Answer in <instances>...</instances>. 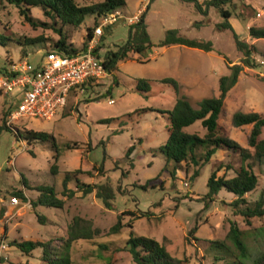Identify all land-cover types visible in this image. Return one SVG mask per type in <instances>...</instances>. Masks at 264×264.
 Returning a JSON list of instances; mask_svg holds the SVG:
<instances>
[{
  "label": "rangeland",
  "instance_id": "374dc122",
  "mask_svg": "<svg viewBox=\"0 0 264 264\" xmlns=\"http://www.w3.org/2000/svg\"><path fill=\"white\" fill-rule=\"evenodd\" d=\"M101 1L75 0L79 6ZM149 1L126 0V5L117 10L130 16L144 7L143 13ZM226 8L232 11L234 22L241 26V31L235 32L238 37L257 48L255 67L245 68L241 73L225 100L219 119L221 133L247 147L251 126L234 127L232 115L236 111L264 112V40H253L247 35L248 25L264 26V0H234L233 6ZM28 15L36 26L27 23L14 5L0 0V34L13 39L8 46L0 45V69L12 61L20 63L26 55L30 63L36 65L40 49H51L57 41L58 35L52 29L54 23L49 16L35 7H28ZM222 21L213 7L206 14L181 0H152L145 23L154 45L164 39L167 30L176 29L189 39L211 41L214 49L210 52L195 50L199 54L191 56L182 48L186 53L179 57H173L175 49L166 47H153L143 56L130 54L127 60L118 63L110 77L84 86L75 94L70 93L65 108L52 120L24 119L14 124L16 131L43 132L48 135L47 140L37 139L28 145L25 141H17L11 131L1 134L0 244L6 247L0 248V264H44L41 248L26 255L10 243L65 238L68 225L76 216L90 221L92 227L100 231L90 240L73 243L71 258L77 264H135L124 250L131 231L163 244L179 264H214L209 241L224 240L232 223L243 232L251 260L264 253V216L251 219L248 225L234 212L232 203L236 197L233 194L222 190L213 200L206 196L211 172L216 171L217 176H233V170L238 169L240 163L238 153L218 150L192 181L193 165L183 164L173 178L170 176L173 162L164 169L166 158L159 151L168 136V118L162 111L169 110L178 96H185L194 106L204 98L218 96L219 78L229 73L225 58L230 65L240 63L242 54L236 49L232 33L217 28ZM93 26L92 15H87L79 27L63 26L67 43L82 49L87 45V28ZM128 28L126 21H120L106 29L97 41V55L102 59L106 51L121 46L126 41ZM37 37L46 41L29 46L19 44ZM147 59L149 62L141 63ZM179 61H195L193 69L200 81L197 76L184 77L177 95L171 86L158 81L170 76V71L176 73ZM138 78L156 81L148 98L136 91ZM108 99H113L114 103L109 104ZM16 102L15 94L0 93V122L3 113L13 109ZM144 108L150 111L141 115L133 113ZM185 130L204 132L199 122ZM261 137L264 138V129ZM52 141L60 154L55 175L50 170L55 155ZM131 145L134 149L126 157ZM78 169L81 172L67 183V189L73 194L64 195L65 174ZM255 172L257 186L245 196L250 205L264 199V168H255ZM77 179L85 184L109 182L116 190L111 209L104 206L95 192L83 194L76 189ZM40 185L52 187L57 197L64 201L63 207L33 209L31 203L38 197L36 187ZM17 191L23 193L25 200L18 199L19 203L12 206L10 199ZM37 215L43 222H39ZM119 218L120 230L111 233L110 229Z\"/></svg>",
  "mask_w": 264,
  "mask_h": 264
},
{
  "label": "trees",
  "instance_id": "16d2710c",
  "mask_svg": "<svg viewBox=\"0 0 264 264\" xmlns=\"http://www.w3.org/2000/svg\"><path fill=\"white\" fill-rule=\"evenodd\" d=\"M9 4L14 5L19 9L21 16L31 26H36V23L28 15V7L40 8L44 14L49 16L54 25L52 29L58 35L57 41L53 42L51 49H56L65 55H72L85 49H76L71 44L67 43V36L63 32V26L79 27L84 23L87 15L94 16V26L101 15L113 12L118 8L126 5V0H102L87 6H79L75 0H6ZM182 2L191 3L195 9L200 13H206L210 7L217 9L223 21L217 25L218 30H229L238 52L242 54L239 64L230 65L227 58V68L229 73L222 75L219 78V94L216 97L204 98L194 106L185 96H178L173 106L166 111L168 118V136L164 144L159 147V151L166 158V166L173 162V169L170 171V176L175 177V172L185 164L186 167L193 165L194 171L190 180L195 179L200 174V168L208 163L218 150H226L238 153L240 163L238 169L233 170V176L226 177L224 175L217 176L216 171H212L208 180L207 199L213 200V197L220 191L225 190L233 194L236 199L232 206L234 212L245 219L246 224H250L251 219L264 216V199L256 201L250 205L246 201V194L251 193L257 186L258 176L255 168H264V138L261 137L264 129V112H242L236 111L232 115V124L234 127H242L250 125L251 129L247 137V147L241 146L235 140L224 135L220 131L219 119L223 112L225 100L237 84L241 73L245 68H254L255 59L254 54L257 53V48L254 44H250L246 40L240 39L235 33L232 25L229 23L233 16L231 10L227 6H233L234 0H181ZM141 14L140 19L134 25H129L126 41L118 46L116 50H108L101 59L98 55V47H95V56L102 61L103 67L113 73L117 70L120 61L127 60L130 54H138L143 56L148 53L153 47L164 48L172 45H181L189 48H196L205 52L212 51L213 43L211 41H198L189 39L179 34L176 29H169L166 31L165 37L157 45L151 42L150 36L147 32L145 23V15L149 9ZM59 24V27H55ZM114 25V24H113ZM111 25V26H113ZM88 27V35L86 42L91 38L93 28ZM106 27L105 30L110 28ZM103 33V35H104ZM102 35V36H103ZM101 36V37H102ZM248 36L250 39L264 40V26L248 28ZM12 38L0 34V45L8 46ZM46 39L37 37L33 39H26L21 46L36 45L45 42ZM87 44V43H86ZM49 50V49H45ZM149 62L141 61V63ZM115 81V79H114ZM155 80L138 78L136 79V91L145 98L150 96L152 84ZM161 84L171 86L178 95L180 92L179 83L171 77H165L158 81ZM109 92V91H108ZM11 111V110H10ZM9 111V112H10ZM147 111L148 108L138 109L134 114L141 115ZM3 113L0 122V136L5 131H11L17 141H25L26 144L31 145L34 140H47L49 137L43 132H35L32 130H23V132L16 131L15 127L8 126L6 123L9 114ZM105 123L109 121H104ZM199 122L201 128L204 130L203 134L198 132H187L185 129L194 123ZM52 145L55 151L54 163L50 170L53 175L58 172L57 161L60 156L59 149L54 141ZM203 147V148H202ZM202 148V149H200ZM134 146L131 145L127 150L125 156L128 157L133 151ZM201 151V152H200ZM116 163V161H114ZM132 166V164L130 163ZM163 169V170H164ZM103 171V168H99ZM81 171L67 172L62 181V186L65 192L73 194V191L67 189V183L76 177ZM24 185L27 187L26 181ZM76 189L83 194L95 192L104 206L111 209L112 201L115 199L116 190L113 189L109 182L104 184H85L78 179L76 181ZM39 192L38 197L31 203L33 209L38 206L49 208H62L64 201L57 197L54 189L50 186L40 185L36 187ZM19 200H25L22 192L14 193ZM39 222H43L42 217L37 215ZM43 224V223H42ZM120 218L118 222L110 229L111 233H117L120 230ZM99 229L93 228L90 221L82 219L81 217H74L72 222L68 225L67 234L65 238H60L55 241L48 240L41 241H12L11 246H15L24 254H30L34 249L41 248L42 261L44 264H77L71 258V248L74 242L78 240H90L99 233ZM131 260L135 264H179V260L174 258L166 247L153 238L146 236H138L133 231L130 232L124 246ZM210 257L214 264H264V253H260L255 259L251 260V253L247 245L246 238L243 232L236 226L235 223L230 225L229 232L224 240L209 241ZM104 264H112L105 262Z\"/></svg>",
  "mask_w": 264,
  "mask_h": 264
},
{
  "label": "built area",
  "instance_id": "2783aa9c",
  "mask_svg": "<svg viewBox=\"0 0 264 264\" xmlns=\"http://www.w3.org/2000/svg\"><path fill=\"white\" fill-rule=\"evenodd\" d=\"M143 9L130 16L118 10L101 15L85 49L75 54L65 55L56 49L42 48L36 65L31 64L26 55L20 63L12 61L0 69V93L15 94L17 99L7 116V125L14 127L17 121L24 119L52 120L65 108L70 93L75 94L84 86L110 77L111 72L94 54L97 41L106 27L120 21H126L128 25L137 23ZM107 102L112 104L114 100ZM184 185L188 186L187 183ZM10 203L17 205L18 198L11 197ZM5 247L0 244L1 249Z\"/></svg>",
  "mask_w": 264,
  "mask_h": 264
},
{
  "label": "crops",
  "instance_id": "0c3cea01",
  "mask_svg": "<svg viewBox=\"0 0 264 264\" xmlns=\"http://www.w3.org/2000/svg\"><path fill=\"white\" fill-rule=\"evenodd\" d=\"M229 23L232 25V27H233V29H234V31L236 33H238V30L241 31V26L234 22V18L231 17L230 20H229ZM249 27L250 26L248 25L247 29ZM166 48L167 49H175V51L173 53V57H179L183 53H186V52H188L187 55L193 56L194 54H199V53H197L198 51H195V50H200V49L189 48V47H185V46H181V45H172V46H169V47H166ZM182 48H186L185 50H187V51L186 52L185 51L182 52V50H183ZM39 52H38V54H39ZM163 63L166 64L165 61H163ZM195 64H196L195 61L194 62L187 61V63L185 61L184 62L183 61L182 62L179 61L176 64V70L177 71L173 68L176 71V73H172L170 71L171 75L167 76V77L174 78L179 83L180 87H181V85H183L182 84L183 81L181 79H184V77H186V76L189 77V78L190 77L195 78L194 76H197V80L200 81L197 71L195 69H193ZM187 67H189V68H187ZM167 69H168V67H167ZM12 206H15V205H12Z\"/></svg>",
  "mask_w": 264,
  "mask_h": 264
}]
</instances>
